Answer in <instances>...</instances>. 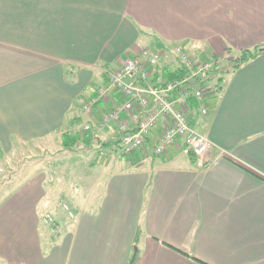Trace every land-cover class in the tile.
<instances>
[{"label":"crops","instance_id":"1","mask_svg":"<svg viewBox=\"0 0 264 264\" xmlns=\"http://www.w3.org/2000/svg\"><path fill=\"white\" fill-rule=\"evenodd\" d=\"M179 46L199 59L262 51L215 73L209 113L190 112L210 162L177 145L93 161L88 150H108L115 133L99 124L120 103L117 92L98 99L108 72L143 48L171 66ZM66 136L78 137L71 149ZM0 149V184L12 176L0 264H129L134 248L132 264H264V0H0ZM26 150L42 153L19 166ZM73 153L87 160L78 168H99L96 202L73 183L55 191Z\"/></svg>","mask_w":264,"mask_h":264},{"label":"built area","instance_id":"2","mask_svg":"<svg viewBox=\"0 0 264 264\" xmlns=\"http://www.w3.org/2000/svg\"><path fill=\"white\" fill-rule=\"evenodd\" d=\"M171 54L173 65L168 68L162 52L143 48L108 72V85L98 89V99L117 92L120 103L114 104L100 119L101 127L110 123L115 126L110 148L98 146L101 155L122 157L136 152L161 155L177 145L183 154L197 158L200 166L210 162L207 155L211 143L195 130L190 112L201 116L209 113V99L220 92L214 72L225 65L229 53L199 59L179 46ZM96 100L90 99L83 110L89 111ZM89 129L85 125L77 131ZM45 222L51 230L57 229L49 214Z\"/></svg>","mask_w":264,"mask_h":264},{"label":"rangeland","instance_id":"3","mask_svg":"<svg viewBox=\"0 0 264 264\" xmlns=\"http://www.w3.org/2000/svg\"><path fill=\"white\" fill-rule=\"evenodd\" d=\"M100 67H101V65H100ZM94 149L88 150L87 153L89 154V157L91 159H93V161H96L97 157H98L97 155L99 153H98V150H96V148H94ZM31 153L41 154L42 152H39L38 150L23 151V154H21V155L18 154L15 162H17L18 165L21 166L22 164H24L27 161L26 155L31 154ZM71 155L73 156L72 159L70 158ZM89 157L87 159H89ZM61 160H64V161L61 162L62 163L61 166L58 165V173L60 174V176H63L65 178V180L63 182V185L65 187H55V191L61 190L63 192H65V191L68 192L72 188V187H69L70 184L73 183V186L75 184L78 187V189L75 190V192H70V193H75L76 196H78V194H79L80 197H84V198H87L89 195L92 198H94L92 201H95L96 198H99L98 193H99V190L103 187V184L100 185V187L98 189L96 187H91V181L96 176L99 168H97V167L95 168L94 166H91L92 168L90 170L87 167L78 168L79 162L82 163L83 166H86L87 160L84 158L83 155L78 157V154H75V153L68 154L65 158H63ZM121 162L124 163L125 165H127L128 164L127 157H123L121 159ZM11 179H12V176L9 177V179H5L3 181L4 182L3 184H0V195L3 194V188L4 187H8L11 185L10 184ZM93 188H94V191H93ZM60 208L63 211L62 205L58 209H60ZM63 214H64V211H63ZM133 253H134V249H133Z\"/></svg>","mask_w":264,"mask_h":264},{"label":"trees","instance_id":"4","mask_svg":"<svg viewBox=\"0 0 264 264\" xmlns=\"http://www.w3.org/2000/svg\"><path fill=\"white\" fill-rule=\"evenodd\" d=\"M262 51L258 50V49H253L252 51H241L237 56L233 55L230 56V58L227 60V62L225 63L224 66L215 69L216 71L215 73H220V74H224V73H229V72H233L238 66H240L241 64H244L246 62H249L250 60H252L253 58H255L259 53H261ZM104 74V73H103ZM172 74H169L170 77ZM221 82V77H217L216 79V83L218 84V91L221 90V86L219 85ZM85 136V135H84ZM83 136V138H84ZM78 137H73V138H69L68 136L64 137V144H62L64 149H71L73 146L76 145L77 143V139ZM72 139V142L70 143H66V140ZM92 141V139H89ZM103 146H107L108 143H103ZM0 157H2V151L0 149ZM136 254V253H135ZM133 255L132 259L130 260L129 264H132L134 256Z\"/></svg>","mask_w":264,"mask_h":264},{"label":"water","instance_id":"5","mask_svg":"<svg viewBox=\"0 0 264 264\" xmlns=\"http://www.w3.org/2000/svg\"><path fill=\"white\" fill-rule=\"evenodd\" d=\"M136 253V248H134V254Z\"/></svg>","mask_w":264,"mask_h":264}]
</instances>
